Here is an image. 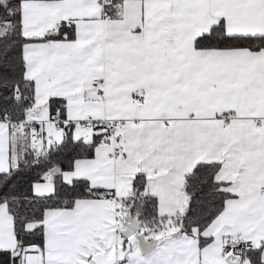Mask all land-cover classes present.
<instances>
[{
	"label": "snow or ice",
	"instance_id": "obj_1",
	"mask_svg": "<svg viewBox=\"0 0 264 264\" xmlns=\"http://www.w3.org/2000/svg\"><path fill=\"white\" fill-rule=\"evenodd\" d=\"M0 264H264V0H0Z\"/></svg>",
	"mask_w": 264,
	"mask_h": 264
}]
</instances>
